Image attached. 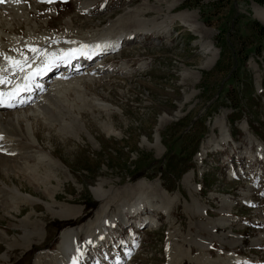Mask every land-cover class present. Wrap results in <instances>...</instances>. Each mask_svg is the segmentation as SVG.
I'll return each mask as SVG.
<instances>
[{"label":"rangeland","instance_id":"1","mask_svg":"<svg viewBox=\"0 0 264 264\" xmlns=\"http://www.w3.org/2000/svg\"><path fill=\"white\" fill-rule=\"evenodd\" d=\"M39 1L0 8V68L11 66L5 57L26 60L23 69L37 63L25 77L18 71L19 82L41 65L43 57H33L40 50L31 49L43 38L95 52L83 43L130 35L99 50L100 71L77 75L93 79L81 92L52 95L38 114L14 123L0 112V190L21 192L0 191V264H49L44 255L56 252L68 226L91 227L123 208L124 220L102 233L125 231V240L99 252L116 257V246H127L123 264H264V41L253 11L264 5ZM25 127L36 149L18 135ZM99 183L108 192L105 212L91 191Z\"/></svg>","mask_w":264,"mask_h":264},{"label":"bare ground","instance_id":"2","mask_svg":"<svg viewBox=\"0 0 264 264\" xmlns=\"http://www.w3.org/2000/svg\"><path fill=\"white\" fill-rule=\"evenodd\" d=\"M30 1V0H29ZM46 2V1H48V0H40L39 2ZM51 1V0H50ZM84 1V0H83ZM10 2H11V0H5V2L4 3H0V8L1 9H3V7H4V9H6V8H8V7H6V6H8V4H10ZM25 2V1H24ZM24 2H19V3H13L11 6H9V8H14V10H16L15 9V7H18V5L21 3V6H20V8H25V7H27L28 5H30V4H28V3H24ZM34 3V2H33ZM53 3V2H52ZM90 3H88L87 5L86 4H84V5H86L87 7H88V5H89ZM34 4H32L31 3V6H30V8L29 9H31V10H33L36 6H33ZM85 6V7H86ZM6 7V8H5ZM84 6H81V8H83ZM19 8V7H18ZM80 8V7H79ZM11 10V9H10ZM26 10H27V8H26ZM80 10V9H79ZM253 11H254V16H255V18H257L258 20H260L263 24H264V8H262V7H260V6H258L257 4H255L254 5V7H253ZM26 13V12H25ZM114 24V23H113ZM66 25H69L68 23H66ZM132 34V33H131ZM130 34H125L124 35V33H120V34H118L117 33V35H115L114 36V38L112 39V40H110L109 39V36L108 35H106L105 37H103V38H101V39H99L98 38V40L97 41H94L93 43L92 42H90V40L89 41H86L85 43H83V44H89L90 45V47H92V48H94V49H96L95 50V52H88V50H86V49H84V48H82V49H73L72 47L74 46V45H76L75 43H73V44H70V42H67V40L66 41H61V39L62 38H60V37H58V38H55V40H52V41H50L51 40V38L50 39H48V38H43L42 36V38L43 39H46V40H40L35 46H34V49L36 50L35 52L33 51L32 53L34 54V53H36V52H38L39 50H40V53L38 54V53H36V55L35 56H33L35 59H38V61H39V58H42L43 57V59L42 60H44L46 57H49V56H54V57H56V58H58V59H60L61 58V55L60 56H58V54H56V55H51V54H49L50 52H56V51H58V50H61V49H68V51H71V53H76L75 54V57H79L80 55H87V57L86 58H84L83 60L81 59V58H78V59H76L75 61H81V62H83L82 64H80V66H81V69H80V72L81 73H83L84 72V68L85 69H87V67L88 68H90V67H93L94 66V62H99V58H96L97 57V55H99V54H101V52L99 51L100 49H106V48H114V47H116V46H118L119 44H122V41L123 40H126V37L128 38V36H129ZM102 36V35H101ZM108 36V37H107ZM132 36V35H131ZM9 37V36H8ZM16 37V36H15ZM55 37H57V36H55ZM22 38V37H21ZM38 38V37H37ZM53 39V38H52ZM129 39V38H128ZM16 40V42H17V39H15ZM22 41V40H21ZM29 41V40H28ZM66 42V44L65 45H63L64 47H62L61 45H59L58 43L59 42ZM48 42H52V44H48ZM23 44L25 43V42H22ZM21 43V44H22ZM31 43V42H30ZM25 45H27V44H24V46ZM29 45V44H28ZM57 45H59V46H57ZM20 46V45H19ZM61 46V47H60ZM77 50H80V51H77ZM75 51H77V52H75ZM66 52V51H65ZM111 52H113V51H111ZM111 52H109V53H107V55L108 54H111ZM208 52H209V50H208ZM54 53H52V54H54ZM64 53V52H63ZM62 53V54H63ZM70 53V54H71ZM113 54V53H112ZM91 55H93L92 57H91ZM74 57V58H75ZM93 57L95 58L94 60H92L93 59ZM105 57V56H104ZM53 58V57H52ZM30 59H32L31 57H30ZM2 61V60H1ZM37 61V60H36ZM106 61V60H105ZM104 61V62H105ZM35 62V61H34ZM44 62V61H43ZM43 62L41 63V65L39 66V68L38 69H36V70H33V71H31L30 73H29V75H28V77H27V79L25 80V81H22V82H19V73H18V71H19V68H17V67H15L14 65H12L11 64V66L10 65H7V66H1V68L0 69H4L5 71H2V72H0V75H2V76H4V78H5V83L4 84H0V92H2V93H4V94H8L10 97H11V99L12 98H15V97H21V96H25L27 93H29V91L31 90V89H33L34 91L33 92H31L32 94H34L35 95V98L33 99V100H30V101H27L26 103H24V104H22V105H20L19 107H15V110L17 109V112H19V111H21L20 113H16V111H11V110H8V111H6L7 113H9L10 115L8 116V118H7V122L8 123H14L15 122V116L16 115H19L20 117H24V116H28L29 115V113H31L30 112V110L32 111V112H34V111H36V112H39L47 103H48V100H49V98L53 95H58V97H59V95H62V94H65L66 92H68L69 90H77V91H80L81 92V89L79 88V86H82L83 84H84V86L85 87H88V86H90L91 84H92V82H93V79H92V75L91 76H83L84 77V79L85 80H83V77H81V75L80 76H77V77H75V78H72V77H68V78H66L65 80H63V79H59V80H51V82L49 83V84H46V83H44V87L43 88H41V89H39V87L37 86V82H43V78H40V77H38L37 75H38V73L40 72L39 71V69H40V67H42L43 66ZM101 62H102V60H101ZM31 63H33V62H31ZM37 64V63H36ZM35 64V65H36ZM38 64H40V63H38ZM25 65H28V63L27 64H25ZM31 65V64H30ZM35 65H32V66H27L25 69H23V73L22 74H26V72H28L27 70L29 69V68H31V70L33 69V67L35 66ZM49 67H52L50 64L48 65ZM98 66V67H97ZM97 66H96V68H92L91 70H93L94 72L95 71H100L101 69H102V65H101V63H97ZM36 67V66H35ZM37 68V67H36ZM80 72H78V73H80ZM87 73H91V72H88L87 71ZM75 74H77V73H75ZM74 74V75H75ZM88 75V74H87ZM23 76V75H22ZM21 77V76H20ZM37 77V78H36ZM94 77V76H93ZM77 78V79H76ZM79 78V79H78ZM72 79H74V81H70V80H72ZM95 80H96V78H94ZM17 80H18V83H17ZM24 80V79H23ZM98 80V79H97ZM13 81H15L16 83L15 84H13V85H10V83H12ZM65 82H67V83H65ZM63 83H65L63 86H62V84ZM59 87V86H62L64 89H62V90H60V89H55L53 92L50 90V89H52V88H54V87ZM71 86V88L72 89H69V87ZM78 87V88H77ZM20 88H24V90H25V92L26 93H23V94H19V91H18V89H20ZM53 99V98H52ZM54 100V99H53ZM98 103H102V102H98ZM92 105V104H91ZM93 105L94 106H96L97 108H100V109H103V110H108V109H110L109 108V106H108V104H103V105H105L106 106V108L107 109H105V107H103V106H101V105H97V102L96 101H94L93 102ZM26 106H32V107H34V109L33 108H31V107H28V109L29 110H27L26 108L25 109H21V108H24V107H26ZM31 108V109H30ZM33 109V110H32ZM24 110H26V111H24ZM35 113V112H34ZM33 113V114H34ZM11 114H15V115H11ZM35 114H38V113H35ZM17 118H18V116H17ZM17 120V119H16ZM18 120H19V118H18ZM7 122H6V124H7ZM18 122V121H17ZM16 122V123H17ZM1 124V123H0ZM8 125V124H7ZM29 126V125H28ZM12 127V126H11ZM13 127H15V126H13ZM17 128V127H16ZM26 128V127H25ZM18 129V128H17ZM7 130V129H6ZM1 132V131H0ZM18 132V131H17ZM23 133L22 134H20V131L18 132V135L19 136H21V137H25L26 138V140H27V142H28V145L31 147V148H35L36 149V143L35 142H33V141H31L30 139H29V133H28V129L26 128V130H24V131H22ZM17 135V136H18ZM35 137V136H34ZM14 138V137H13ZM8 139V138H7ZM1 143V142H0ZM5 143V142H4ZM12 143V142H11ZM8 146V145H7ZM5 147V146H4ZM27 147V146H26ZM3 148V147H2ZM6 149H8V148H6ZM6 149H4V150H6ZM27 149H28V147H27ZM30 150V149H29ZM1 151V150H0ZM9 152V151H8ZM30 152V151H29ZM34 152V151H33ZM6 156V155H5ZM5 156H3V157H5ZM44 156V155H43ZM46 158V157H45ZM47 160V159H46ZM5 164V163H4ZM4 166V165H3ZM2 167V166H1ZM5 167H6V165H5ZM25 167V166H24ZM18 169V168H17ZM15 187V186H14ZM13 186H11V187H4V188H2V190H0V191H2V194L3 193H7L8 194V192L12 195H14V196H16V195H21V192L20 191H18L17 190V188H14ZM1 189V188H0ZM92 193L94 194V197L96 198V200L98 201V202H100V204H103L102 205V211H107L108 210V207H109V202H107V199H108V192L107 191H105V192H103L102 191V184L101 183H99L95 188H93L92 190ZM24 195V198H26L27 199V201H29V202H32L33 200H31L30 198H29V196H27V195H25V194H23ZM10 196V195H9ZM110 197V196H109ZM16 198H17V196H16ZM20 199V198H19ZM124 200V199H123ZM142 203V202H141ZM138 204H140V202L138 203ZM120 212H119V214L117 213V214H115V215H113V216H115V217H111V218H105L104 216H102L101 218H99V219H97V222L94 224V225H92L91 227L90 226H87L86 228H84V227H82V228H80V229H77V230H73V229H71V228H73V227H67L63 232H62V234H61V239H60V243H59V245L57 246V250H56V252L54 253V254H45L44 255V258H46V260L49 262V264H73L74 262H76V261H81V258H82V255L83 254H85V252L87 251V254H88V251H89V249H90V247H98L99 245H101L100 243H102V241H108L109 240V238L111 237V234H112V232H110L109 230H106V232H105V234H104V236H103V233H102V231L104 230L103 229V227L104 226H107L108 227V229H109V227H110V225L114 222V221H116V220H124V213L126 212V211H124V208L123 209H120L119 210ZM61 216V215H60ZM63 218L65 219V217L63 216ZM63 218H61V219H63ZM72 226V225H71ZM112 227H114V230L118 227V226H116V223H114V225L112 226ZM75 228H77V227H75ZM63 230V229H62ZM61 230V231H62ZM99 231H101V232H99ZM111 233V234H110ZM80 235H84V237H83V239L81 240V237H80ZM30 236V235H29ZM81 240V242H79L78 240ZM79 243H78V242ZM111 257V256H110ZM1 259L3 258V257H0ZM106 259H108L109 257H105ZM103 259H104V257H103ZM192 261V260H191ZM39 263V261L37 260L36 261V263L35 264H38Z\"/></svg>","mask_w":264,"mask_h":264},{"label":"snow or ice","instance_id":"3","mask_svg":"<svg viewBox=\"0 0 264 264\" xmlns=\"http://www.w3.org/2000/svg\"><path fill=\"white\" fill-rule=\"evenodd\" d=\"M4 2H5V0H0V3H4ZM13 2L19 3V2H21V0H13ZM31 51L35 52L36 50L35 49H31ZM5 59L9 60V62L11 64H13L15 67L19 68L20 71H23V64L27 63L26 60H24V61H14L10 57H5ZM2 71H5V70L4 69H0V72H2ZM5 82L6 81H5L4 76L0 75V84H4ZM3 95H4V93L0 92V97H2ZM0 102H2V101H0Z\"/></svg>","mask_w":264,"mask_h":264},{"label":"trees","instance_id":"4","mask_svg":"<svg viewBox=\"0 0 264 264\" xmlns=\"http://www.w3.org/2000/svg\"><path fill=\"white\" fill-rule=\"evenodd\" d=\"M256 2H258L259 4H264V0H255ZM256 28H258V35L261 37V39L264 41V27L261 26L259 23H257L256 21H254ZM264 79V77H263ZM231 80V79H228ZM262 86L264 88V80L262 81ZM62 226V225H61Z\"/></svg>","mask_w":264,"mask_h":264}]
</instances>
